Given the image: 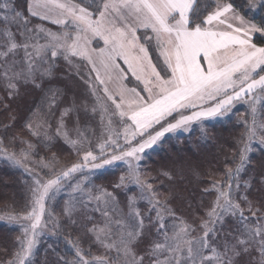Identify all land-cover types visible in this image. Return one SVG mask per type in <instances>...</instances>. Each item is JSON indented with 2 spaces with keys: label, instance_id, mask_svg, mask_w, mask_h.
<instances>
[{
  "label": "snow or ice",
  "instance_id": "snow-or-ice-1",
  "mask_svg": "<svg viewBox=\"0 0 264 264\" xmlns=\"http://www.w3.org/2000/svg\"><path fill=\"white\" fill-rule=\"evenodd\" d=\"M31 18L59 30L30 26ZM258 37L264 40V0H26V9L0 0V109L8 112L22 89L42 93L22 123L28 138L9 135L19 119L14 112L0 124V160L28 177L23 209L0 214L19 230L0 264H264V42ZM98 41L103 47H93ZM61 58L68 71L58 75ZM131 78L135 87L125 83ZM76 80L95 97L91 108L77 102ZM238 104L247 106L236 120L243 130L225 155L224 173L219 179L206 173L210 187L202 195L214 199L191 221L178 216L171 207L183 198L177 184L201 173L180 164L147 175L146 150L193 122L207 139L206 123L230 120ZM96 115L99 135L88 127ZM60 141L75 151L76 162L61 165L52 151ZM120 163L126 170L113 191L92 184L93 173ZM84 169L88 176L76 179ZM161 175L169 181L167 194L152 183ZM69 189L65 224L50 205ZM117 190L127 212L117 207ZM45 235L62 241L63 254L49 245L41 258ZM93 247L103 251L93 254Z\"/></svg>",
  "mask_w": 264,
  "mask_h": 264
},
{
  "label": "rangeland",
  "instance_id": "rangeland-1",
  "mask_svg": "<svg viewBox=\"0 0 264 264\" xmlns=\"http://www.w3.org/2000/svg\"><path fill=\"white\" fill-rule=\"evenodd\" d=\"M223 0H221L222 2ZM237 3H240V0H237ZM38 20L36 23L32 25H40L42 24L43 27L45 28H50L53 31H58L59 26L53 24L51 21H41L39 18H34ZM30 25V26H32ZM43 43V41H41ZM57 64L59 66L60 71H58V75L63 74L64 72L68 71L67 65L64 63L62 58L57 61ZM81 71L86 75L87 69L83 68ZM64 82L60 83V86H63ZM128 87H135L136 82L133 78L130 79V81H125ZM72 87L74 89V94L77 97V102L79 103L80 101L86 100L89 108L93 105L95 102V97H92L87 94V87L83 82H80L78 80L72 82ZM3 90L0 89V95H3ZM73 93H69L71 96ZM41 98H42V93L39 90H34L32 88H25L21 90V95L14 101H9L11 104V108L9 109V112H13V110L16 107H13V103L17 102L21 110H24L23 116H21V124L23 123V118H26L27 116L30 115V109L34 108L36 105L41 103ZM45 107L47 105L45 104ZM66 107V104H61L60 108ZM247 106L244 104H238L235 108V113L236 115H233L230 120L223 121V120H210L206 123L205 127L208 129V138L204 139L201 134V126L199 125L198 122H193L192 126L187 130H177L174 133H169L168 135L166 134L165 138H162L161 142L158 144L154 145L152 148L147 149L146 153L147 155L144 156L142 162H141V168L142 170L150 176L156 177L158 173L163 172V171H168L174 166L180 165V164H185V165H192L195 167H198L201 176L199 179L195 177H189L188 179L179 182L177 184V191L181 194L180 198L178 197L177 199H174L171 202V207H173L176 210V214L178 216H182L185 219L191 221L194 215H203L204 211L206 210L207 206L210 204V202L214 199V193L213 194H206V200L203 202H199L198 206L194 208L189 207L188 205L190 204V201H186L183 203L184 199L186 198V192L190 190L192 186L199 187L200 190L210 187L209 183L205 182V177L206 179H209V176L206 175V173L211 172L212 177L219 179L225 170V164L226 160L222 162H216L213 161L212 154L214 152L215 156L219 155L218 148L221 146L222 148L225 149V155L227 154L228 156L231 155L232 150L236 146V140L238 139L240 132L243 130L242 127L238 126L236 123L237 116L244 115L246 113ZM26 111V113H25ZM56 117H59V109L56 110ZM100 117L99 115H96L92 120L89 121L88 127L90 130H95L96 134L99 135L100 132V124H99ZM74 122H75V116H73L71 119L67 120V126L69 129H72L74 127ZM83 124V121L81 122V125ZM55 129V120H53V131ZM17 129H15L16 131ZM226 132V135H225ZM228 133L230 135H228ZM73 138L75 139V133H72ZM168 136V137H167ZM227 138L231 142V145L227 143ZM90 139L95 143L96 136H91ZM123 142V141H121ZM185 143H187L189 146H191L194 149V153L196 154V157H194L193 153L192 156L189 155L187 152L183 150L178 151H173L170 150L173 148L174 145L179 146V149H184ZM165 145L169 149H162V146ZM42 150L44 152H47V149H45L42 145ZM161 151H168V155L170 157H167L168 160H164L163 162L160 161V163L152 166L150 165L149 161L153 153L156 151L154 150L155 148H159ZM18 148V146H17ZM52 151H55L57 155L60 158L61 165H70L73 162L77 161V155L75 151L71 148V146L64 144L62 141L58 142L55 147L52 148ZM166 156V154L164 153ZM41 156H44L43 154ZM261 157V153L259 151L255 152L253 154V162L255 163L258 161ZM223 158V157H222ZM200 160V161H199ZM203 161V162H202ZM4 162V161H3ZM5 165L10 166L6 162H4ZM12 167V166H10ZM14 168V167H12ZM19 170L20 175H17L19 180V186L22 189V192L20 193V199L15 200V199H4L2 200V195L0 194V214H3L4 211L10 210V209H15L17 211H20L23 209V206L25 204L26 198H27V192H26V185H25V180L28 179L26 174H24L23 170L20 168H16ZM126 170V164L125 163H120L118 167H116L114 170H108L104 172H96L92 174V184L96 186H103L108 189V191H113L112 185L116 182L117 178L119 175ZM89 170L84 169L83 174H76V179H82L84 176H88ZM245 179L247 177H244ZM72 183H75L76 180H72ZM154 185L158 187V190L160 192H163L167 194L168 188H169V181L166 178H163V176H159L158 179L152 181ZM68 192L69 190H66L65 192L59 194L54 201L51 202V208L52 211L56 216H58L63 223H67L66 218L62 216V209L64 207V201L68 198ZM118 199L120 201L119 203V209L123 212H127V207H126V197L125 195L122 194V190H117L116 192ZM201 197L203 198L202 192H201ZM181 208L178 205H181ZM7 206V207H6ZM138 207L141 209V211H144L147 207L145 202H139ZM101 217L99 214H96V220H100ZM4 223L5 225H8L9 229L6 230L7 235L10 240V245L7 248L8 251H11L13 248V240L15 236L19 234V230L16 226L14 225H9L6 222L0 221ZM171 223V221H169ZM80 233L74 232L75 235H79ZM51 235H45L41 237V242H40V254L41 258L43 257L45 250L48 248L50 245V238ZM90 241L87 239L82 241V246L87 248L89 245ZM103 250L102 249H97L96 247L92 248L93 254H100ZM49 255L51 256V252L49 251ZM6 258L4 255L0 256V259Z\"/></svg>",
  "mask_w": 264,
  "mask_h": 264
},
{
  "label": "trees",
  "instance_id": "trees-1",
  "mask_svg": "<svg viewBox=\"0 0 264 264\" xmlns=\"http://www.w3.org/2000/svg\"><path fill=\"white\" fill-rule=\"evenodd\" d=\"M236 2H237V0H236ZM17 6H18V8L26 9V0H17ZM25 15H27L26 11H25ZM256 19H257V22H259V16L258 15H257ZM37 21L38 20L31 18V25L36 23ZM255 42H257L259 44V43L264 42V40H262L261 38L258 37V38H256ZM15 104H16V107L13 110V112L15 114H17L19 119L17 121L15 128L10 130L9 135H11L12 133H15L17 135H22L24 138H28V134L26 132L22 131V124H21V120H22L21 116H23L24 110H21V107L17 102L13 103V107L15 106ZM9 113H10L9 111L5 112L2 109H0V124L8 122ZM25 113H26V111H25ZM24 119L25 118H23V121H24ZM15 129H17V130L15 131ZM225 135H226V132H225ZM228 135H230V134L228 133ZM33 142H35V140H33ZM227 143L229 145H231V142L229 141L228 138H227ZM162 149L166 150L169 148H167L165 145H163ZM154 150H156V151L151 156V158H150L151 161H149L150 165H152V166L160 163V161L163 162L164 160H168L167 157H170V156H167L168 151H161L160 147L158 149L155 148ZM170 150H172L173 153L175 150L178 152H180L179 150H183L191 156L193 153L194 157L197 158L196 154L194 153V149L191 146H189L187 143H185L184 149H179V146L174 145L173 148ZM218 151H219L218 156H215L214 152H213V154H212L213 161H216V162L225 161V154H224L225 149L220 146L218 148ZM164 153L166 154V156L164 155ZM42 154L45 155L46 152H44V150H42V147L40 146L39 155L41 156ZM17 175L21 176L18 169L7 166L4 164V162L2 160H0V194H3L2 200H4L5 198L6 199H15V200L20 199V193L22 192V189L19 186L20 185L18 182L19 178ZM204 177H205L204 178L205 182L208 183L209 179H206V176H204ZM163 178H165V177L163 176ZM201 192L202 191L200 190L199 187H196L195 185L192 186L190 188V190L188 192H186V198L184 199L183 203H185L186 201H188V202L190 201L191 207H193V206H194V208L197 207L199 202H201V200H203V202H204L207 199L205 196L206 194H203V198L201 197ZM182 205L183 204L178 205V206L181 208ZM117 207H119V205ZM7 229H9L8 225H5L4 223L0 222V256L4 255L5 249H7L10 245V240H9V237L7 235V232H6ZM73 235H74V232H73ZM50 245H53V246L59 245V247H57V251L60 252L61 254H63V250H66L65 245L62 243V241L58 240L54 236H52L50 238Z\"/></svg>",
  "mask_w": 264,
  "mask_h": 264
},
{
  "label": "crops",
  "instance_id": "crops-1",
  "mask_svg": "<svg viewBox=\"0 0 264 264\" xmlns=\"http://www.w3.org/2000/svg\"><path fill=\"white\" fill-rule=\"evenodd\" d=\"M222 2H224V1H222ZM142 31V30H141ZM93 47H103V42L102 41H98V42H96V43H94L93 44ZM150 51H151V54H152V56H153V60H154V62H156V53H155V51H153V50H151L150 49ZM121 63V66L122 67H125L126 68V65H123V63H122V61L120 62ZM130 75V74H129ZM134 79V78H133Z\"/></svg>",
  "mask_w": 264,
  "mask_h": 264
}]
</instances>
